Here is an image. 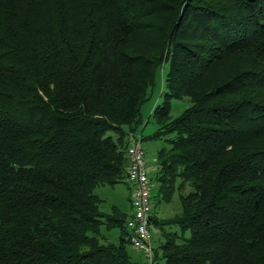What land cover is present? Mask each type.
I'll return each mask as SVG.
<instances>
[{
    "label": "trees",
    "instance_id": "trees-1",
    "mask_svg": "<svg viewBox=\"0 0 264 264\" xmlns=\"http://www.w3.org/2000/svg\"><path fill=\"white\" fill-rule=\"evenodd\" d=\"M164 62L154 263L264 264V0H0V264H143L96 189Z\"/></svg>",
    "mask_w": 264,
    "mask_h": 264
},
{
    "label": "rangeland",
    "instance_id": "rangeland-1",
    "mask_svg": "<svg viewBox=\"0 0 264 264\" xmlns=\"http://www.w3.org/2000/svg\"><path fill=\"white\" fill-rule=\"evenodd\" d=\"M169 62H164L161 66H159L154 73L153 84L150 89L149 98L141 105L140 108V115L142 118V123L137 127L136 135L141 134V146L144 151V160L148 167L149 175L152 179L153 188L152 191L156 189V182H155V174L157 172V151L165 145V137L160 138H148V136L157 128L154 119L152 117L153 109L161 103L162 101V94L165 90L164 86V75L168 69ZM189 105L188 98H180V99H172L171 100V115L178 116L187 106ZM167 138L173 137V134L166 136ZM97 192L103 199L101 206L103 209H106L109 204H116L121 208L127 207V200H126V191L127 185L126 182L121 181L114 185H103L97 188ZM154 203V210L156 216L153 214L154 218L159 220H163L166 218L172 217L175 213L180 210V204L178 201L177 196L175 195L170 201H163L156 199L153 197ZM153 210V212H154ZM156 231L153 232V241L154 246H158L161 240V236L164 231H179L176 225H164L160 227V225H155ZM185 236L189 235L188 231H185ZM106 236L110 241H117L118 231L116 229H111L106 232ZM128 251L131 254L132 259L138 258L137 252L134 248L129 245L127 246ZM163 260L158 258L154 264H163Z\"/></svg>",
    "mask_w": 264,
    "mask_h": 264
},
{
    "label": "built area",
    "instance_id": "built-area-1",
    "mask_svg": "<svg viewBox=\"0 0 264 264\" xmlns=\"http://www.w3.org/2000/svg\"><path fill=\"white\" fill-rule=\"evenodd\" d=\"M126 148L128 160L125 180L129 187L131 212L126 217L130 244L143 256V264H154L152 216L153 183L144 160L141 135L129 134Z\"/></svg>",
    "mask_w": 264,
    "mask_h": 264
},
{
    "label": "crops",
    "instance_id": "crops-1",
    "mask_svg": "<svg viewBox=\"0 0 264 264\" xmlns=\"http://www.w3.org/2000/svg\"><path fill=\"white\" fill-rule=\"evenodd\" d=\"M126 185H127V191H126V200H127V207L126 208H121L122 210H124L125 212H127V214H129L130 213V210H131V208H130V201H129V187H128V184H127V182H126ZM98 191V190H97ZM99 194V193H98ZM154 201H153V199H152V215L154 214L155 216H156V214H155V210H154V203H153ZM153 210H154V212H153ZM154 225V224H153ZM155 231H156V226L154 225V228H153V232L155 233ZM137 252V251H136ZM137 255H138V258H136L137 260H139V262H141V260H143V258H142V256H141V254L139 253V252H137Z\"/></svg>",
    "mask_w": 264,
    "mask_h": 264
}]
</instances>
